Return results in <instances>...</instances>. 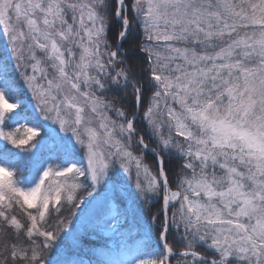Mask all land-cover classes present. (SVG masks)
<instances>
[{
    "label": "snow or ice",
    "instance_id": "snow-or-ice-1",
    "mask_svg": "<svg viewBox=\"0 0 264 264\" xmlns=\"http://www.w3.org/2000/svg\"><path fill=\"white\" fill-rule=\"evenodd\" d=\"M0 264H264V0H0Z\"/></svg>",
    "mask_w": 264,
    "mask_h": 264
},
{
    "label": "trees",
    "instance_id": "trees-1",
    "mask_svg": "<svg viewBox=\"0 0 264 264\" xmlns=\"http://www.w3.org/2000/svg\"><path fill=\"white\" fill-rule=\"evenodd\" d=\"M120 25L117 24L115 21H113L112 24V30L109 33V38L114 40L115 33L119 30ZM125 48L132 50V45L130 43H125ZM146 162L149 163L153 168H155V165L153 164V160L151 155H148L146 158ZM174 171V169H173ZM74 209V211L77 213V217L80 215V211L82 209ZM75 219V217H74ZM77 236L79 237L80 243L82 245V249L84 252L89 251V246L92 244H95L97 246L103 244L104 238L102 236H97L92 232V227H91V221L90 219L82 226L80 229V232L77 233Z\"/></svg>",
    "mask_w": 264,
    "mask_h": 264
},
{
    "label": "rangeland",
    "instance_id": "rangeland-1",
    "mask_svg": "<svg viewBox=\"0 0 264 264\" xmlns=\"http://www.w3.org/2000/svg\"><path fill=\"white\" fill-rule=\"evenodd\" d=\"M87 212H88V209L83 205L80 211V215L78 217H75V220H77V227H78L77 233L80 232V229L82 228V226L89 220L87 216Z\"/></svg>",
    "mask_w": 264,
    "mask_h": 264
}]
</instances>
